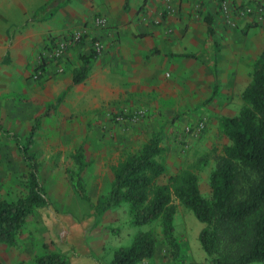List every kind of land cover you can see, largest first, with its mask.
Here are the masks:
<instances>
[{
	"label": "crops",
	"instance_id": "crops-1",
	"mask_svg": "<svg viewBox=\"0 0 264 264\" xmlns=\"http://www.w3.org/2000/svg\"><path fill=\"white\" fill-rule=\"evenodd\" d=\"M196 2L0 0V81L41 85L44 100L51 103L47 108L56 104L50 113L75 115L72 128L92 131L90 142L82 140L77 150L83 148L87 163L81 171L83 185L97 199L110 191L114 167L127 157L124 147L135 141L146 143L159 135L169 176L198 162L200 187L202 181L210 182L217 159L231 143L222 120L238 115L245 105L243 93L264 52V23L246 24L244 19L231 28L214 11V0H203L200 12ZM100 16L106 17V26L96 24ZM80 29L87 30L85 39L61 60L35 64L39 48ZM95 39L103 42L104 50L91 61L86 78L74 83L82 56L91 52ZM139 108L147 109L139 120H115L123 111ZM204 117L201 137L186 138L184 125ZM95 143L101 150L90 156L85 146Z\"/></svg>",
	"mask_w": 264,
	"mask_h": 264
},
{
	"label": "trees",
	"instance_id": "trees-1",
	"mask_svg": "<svg viewBox=\"0 0 264 264\" xmlns=\"http://www.w3.org/2000/svg\"><path fill=\"white\" fill-rule=\"evenodd\" d=\"M207 21L212 34V16L209 15ZM52 41L55 43V39ZM98 54L92 49L82 56L83 65L75 71L74 83L86 78L91 61ZM243 100L245 105L238 115L222 120L224 133L231 143L225 147L211 173V198L202 193L198 162L162 180L167 169L161 161L164 148L158 134L114 167L115 178L110 191L96 201L87 194L80 175L87 166L84 150L80 147L73 155L79 165L78 181L74 183L76 191L96 212L127 203L131 223L135 226L160 221L163 239L174 262L181 256L182 249L174 224L175 201L179 200L205 223L199 240L209 264L264 263V52L255 64ZM55 107L56 104H52L46 114ZM40 120L41 117L37 118L25 143L18 134L0 125V129L16 140L22 159L27 163L29 177V191L25 196L16 201L0 200V241L10 244L16 242L18 232L30 215L50 205L42 184V163L32 151ZM157 243L158 237L153 231L138 232L130 245L115 250L110 264H139L150 260L156 253ZM35 264L72 262L65 253L54 251L38 256Z\"/></svg>",
	"mask_w": 264,
	"mask_h": 264
},
{
	"label": "rangeland",
	"instance_id": "rangeland-1",
	"mask_svg": "<svg viewBox=\"0 0 264 264\" xmlns=\"http://www.w3.org/2000/svg\"><path fill=\"white\" fill-rule=\"evenodd\" d=\"M197 1L196 10L200 12L203 0ZM225 3L228 9L224 8ZM246 5L248 4H239L236 0H214V11L231 28L238 27L239 21L244 19L247 20L246 24L264 23L235 14L238 6ZM49 48L38 49L36 65L43 62L41 60L44 55L46 61H54L48 56ZM49 104L51 103L47 98L44 100L41 85L30 86L21 81L10 85L4 80L0 81V125L3 129L18 134L23 143L26 142L35 119L45 112ZM127 118L131 117L127 115ZM76 120L77 116L63 112L52 111L43 115L32 151L41 160L42 184L50 205L40 208L27 218L14 244L0 241V263L35 264L38 256L60 251L68 256L72 264H81L88 259H93L98 264H110L116 249L130 245L138 232L151 230L158 237L156 253L150 260L139 264H209L208 255L199 240L205 223L199 221L179 200L175 201L177 213L174 224L175 235L182 249L181 256L174 262L163 239L160 221L135 226L131 223L132 216L127 203L96 212L90 202L80 196L75 187H72V183L76 184L78 181L79 168L71 156L82 140L90 142L92 131L72 128L71 123ZM101 132L104 136V131ZM144 142L138 140L130 144V147L126 145L124 156L132 154L129 153L132 150L139 151ZM85 147L90 156L101 150L96 143L91 146L86 144ZM80 175L83 176L82 172ZM168 176L169 173H166L162 180L166 181ZM28 185V167L22 159L18 144L0 129V200H18L28 193ZM85 189L96 201L98 195L91 194L90 188ZM201 190L205 197H212L210 182L202 181Z\"/></svg>",
	"mask_w": 264,
	"mask_h": 264
},
{
	"label": "built area",
	"instance_id": "built-area-1",
	"mask_svg": "<svg viewBox=\"0 0 264 264\" xmlns=\"http://www.w3.org/2000/svg\"><path fill=\"white\" fill-rule=\"evenodd\" d=\"M224 8L228 9L227 4H224ZM235 14H237L238 17H244V18H249L255 19L257 21H264V2H256V3H251L246 6H238L235 9ZM95 22L98 26H106L107 25V19L106 17H97L95 19ZM87 34L86 29H80L76 30L61 39L57 40L54 45L49 48L50 50L48 52V56L51 57L54 61H59L61 60L67 50L73 46L79 43ZM92 49L95 50L97 53H101L104 50V44L101 40L95 39L92 42ZM46 61L45 55L44 59L41 60V62ZM42 62V63H43ZM40 63V64H42ZM62 71L63 69H59ZM39 73H41L39 71ZM147 114V109L145 108H139L134 111H123L121 114L115 116V120L120 123H124L127 121V115H129L131 118L130 120L136 121L139 120L142 116H145ZM207 125V119L204 117L203 119H197L195 121L188 122L187 124L184 125L183 128V135L187 138H194L198 139L201 137L203 131L205 130Z\"/></svg>",
	"mask_w": 264,
	"mask_h": 264
}]
</instances>
